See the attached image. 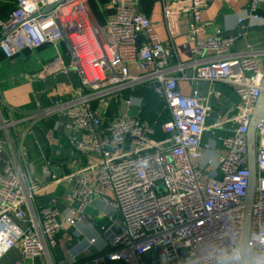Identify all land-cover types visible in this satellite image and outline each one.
<instances>
[{
  "label": "built area",
  "instance_id": "2783aa9c",
  "mask_svg": "<svg viewBox=\"0 0 264 264\" xmlns=\"http://www.w3.org/2000/svg\"><path fill=\"white\" fill-rule=\"evenodd\" d=\"M165 1L168 23L190 18L189 39L195 46L194 60L188 64L172 65L171 46L161 41L140 12L139 0H111L104 28L91 15L90 0H15L12 13L0 22V53L8 60L48 45L57 47L66 35L74 61L62 70L77 73L80 90L65 102L38 108L46 116L60 112L64 130L87 134L73 145L93 158L87 168L63 178L53 174V162L47 161L43 174L52 183L76 181L64 200L77 207H69L66 215L43 208L24 229L19 223L28 221L25 208L33 206L40 187L27 181L0 143V259L18 247L23 259L17 264L44 255L57 246L60 230L82 224L93 198L107 192L122 216L113 249L82 264H204L202 250L208 241L243 237L250 178L247 134L263 90L264 50L247 45L232 54L231 49L247 35L251 26L244 24L246 20H262L264 0H251L237 34L217 30L207 36L213 25L203 20L209 0ZM187 69L194 70L191 78ZM180 80L232 87L238 98L236 115L209 125V101L197 88L184 95ZM142 85H158L154 90L170 111L171 120L162 126L169 136L164 141L153 139V129L132 115L133 100L122 96ZM210 95L221 96L214 91ZM115 98L121 101L119 116L105 126L106 110ZM20 115L16 119L0 112V130L8 134L35 118ZM228 123L235 127L229 130ZM225 127L230 134L216 137L215 132ZM207 132L213 135V144L223 148L217 164L203 163ZM256 172L249 236L253 243L264 235V120L256 126Z\"/></svg>",
  "mask_w": 264,
  "mask_h": 264
},
{
  "label": "crops",
  "instance_id": "0c3cea01",
  "mask_svg": "<svg viewBox=\"0 0 264 264\" xmlns=\"http://www.w3.org/2000/svg\"><path fill=\"white\" fill-rule=\"evenodd\" d=\"M250 2L251 0H209L203 20L213 25L207 29L204 36L214 35L217 30H221L224 35L237 34L240 29L239 19L249 7ZM165 7V0H139L140 12L150 19L161 41L171 46L174 56L172 65L179 61L188 64L194 60L192 50L195 46V43L189 39L190 18L182 17L173 23H168L164 16ZM89 8L95 22L104 28L106 19L102 15H96L90 5ZM259 15L262 19L259 22L246 20L244 24L251 27L247 35L240 38L232 47V54L244 51L247 45H251L254 49L264 50V4ZM73 61V55L64 42L57 47L48 45L39 50L26 51L10 60L5 59L0 53L1 114L4 117L14 116L16 119L22 118L20 113L35 115L30 122H21L13 132L10 131L7 134L0 130V143L11 158L17 161L18 168L26 175L27 181H35L40 187V193L33 206L25 208L28 221L19 223L24 229L30 228L29 221L34 215L38 216L43 208H53L66 215L69 207L72 206H69L64 197L66 192H71L76 187V181L52 183V180L43 174L47 161L53 162V174L57 176L54 170H58L57 177L63 178L75 174L76 169L87 168L93 159L92 156L79 153L73 145L76 140L88 137L87 134L64 130L65 119L60 112L46 116L41 110L51 108L59 101L65 102L79 92L81 85L77 73L74 70L68 72L62 70L63 66L70 68ZM261 64L264 66V58ZM185 72L189 78L194 74L193 69H187ZM179 88L184 95H190L192 90L197 88L206 101H209L212 109L208 117L209 125L217 119L232 118L237 113L238 98L230 86L211 85L207 82L196 85L189 80H180ZM151 89L155 92L154 88L151 87ZM134 90H129V92L133 93ZM212 91L219 92L221 96L213 100L210 95ZM127 92H124L122 96L124 97ZM128 99L133 100L132 115L139 120V115L145 107L144 100L137 96L126 98ZM160 99L165 102L162 97ZM120 104L119 100V106ZM164 107L163 110L169 111L167 105ZM151 108L155 106L151 105ZM166 119L165 123L171 120L170 111ZM226 127L231 130L235 124L228 123ZM226 127L222 131H216V137L229 135L230 132L226 130ZM163 134L164 139L169 137L166 133L163 132ZM213 139L211 132H207L203 140V163L205 164L208 161L217 164L218 156L223 152L222 146L213 144ZM206 145L210 148H206ZM54 149L56 152H53ZM62 150L68 151L69 154L63 156ZM2 167L3 165L0 164V171ZM113 202L114 198L109 192L104 197L95 196L91 205L85 210V219L82 224L76 228L60 230L57 235L58 244L55 248H48L44 255L33 261H27L25 264H80L82 261L113 248L116 233L113 229L118 228L122 223L121 213ZM76 207L77 204L72 206L74 209ZM94 238L96 242L92 243L91 240ZM22 255L21 248H14L1 257L0 264H17L22 261Z\"/></svg>",
  "mask_w": 264,
  "mask_h": 264
},
{
  "label": "trees",
  "instance_id": "16d2710c",
  "mask_svg": "<svg viewBox=\"0 0 264 264\" xmlns=\"http://www.w3.org/2000/svg\"><path fill=\"white\" fill-rule=\"evenodd\" d=\"M15 0H0V21L6 20L9 17V12L14 8ZM111 0H90L89 5L96 15H102L105 19L108 18L110 12L107 10V6ZM141 10V8H140ZM131 96L141 97L144 100V109H142L139 115V121L147 123L155 132L154 139L156 141H164L166 139L162 132V125L167 120V114L169 111L163 110L166 106L160 97L149 87L148 85L142 86L132 92L125 93V98ZM154 105L155 108H151ZM97 105H94L95 108ZM168 112V113H167ZM119 116V98H115L110 103L106 110V115L104 116V125L107 126L109 122L118 118ZM113 249V248H111ZM111 249L106 250L107 253ZM89 260V259H88ZM88 260L82 261L80 264L87 262Z\"/></svg>",
  "mask_w": 264,
  "mask_h": 264
},
{
  "label": "clouds",
  "instance_id": "9594fccd",
  "mask_svg": "<svg viewBox=\"0 0 264 264\" xmlns=\"http://www.w3.org/2000/svg\"><path fill=\"white\" fill-rule=\"evenodd\" d=\"M202 254L204 264H264V235L255 243L247 235L208 241Z\"/></svg>",
  "mask_w": 264,
  "mask_h": 264
},
{
  "label": "water",
  "instance_id": "95a60500",
  "mask_svg": "<svg viewBox=\"0 0 264 264\" xmlns=\"http://www.w3.org/2000/svg\"><path fill=\"white\" fill-rule=\"evenodd\" d=\"M13 10L10 11V14ZM63 42L66 44L68 49L70 50L71 54L73 55L71 51L70 43L66 37L65 34H63ZM159 86L156 85L154 88H158ZM213 100H215V96L212 97ZM264 120V83H263V90L261 92V96L257 102V105L255 107L251 124L249 127V131L247 134V141H248V170L250 173L249 178V188H248V195L246 200V210H245V221H244V233L243 236L247 235L250 236L251 232V212H252V205L255 200V196L257 194V188H256V180H257V172H256V126L261 121ZM53 152H56V149L53 150ZM69 154L68 151L62 150V155L67 156ZM55 174L58 176L59 172L58 170H54ZM115 232L117 231V228L113 229Z\"/></svg>",
  "mask_w": 264,
  "mask_h": 264
}]
</instances>
